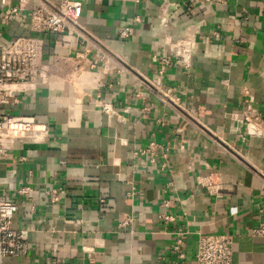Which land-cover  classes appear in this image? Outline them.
<instances>
[{
	"label": "crops",
	"instance_id": "0c3cea01",
	"mask_svg": "<svg viewBox=\"0 0 264 264\" xmlns=\"http://www.w3.org/2000/svg\"><path fill=\"white\" fill-rule=\"evenodd\" d=\"M76 1L80 27L111 62L77 58L75 37L34 35L42 82L0 103L47 129L43 143L16 142L0 161V199L16 203L13 226L28 244L6 264H174L178 238L179 264H195L200 234L229 235L231 264H264V239L250 234L264 220V0ZM28 35L0 8V41ZM161 53L177 59L163 75ZM246 115L258 118L251 133ZM151 142L154 155L141 153ZM25 184L34 212L16 193Z\"/></svg>",
	"mask_w": 264,
	"mask_h": 264
},
{
	"label": "built area",
	"instance_id": "2783aa9c",
	"mask_svg": "<svg viewBox=\"0 0 264 264\" xmlns=\"http://www.w3.org/2000/svg\"><path fill=\"white\" fill-rule=\"evenodd\" d=\"M228 0H183L187 6L203 4H225ZM0 8L4 20H17L27 24L31 35L13 38L9 43L0 41V103L12 101L18 103V95L34 90L43 75V43L42 39L35 37L36 34H53L75 37L78 40L82 52L77 58H83L84 54L93 53V60L103 66L111 62L107 52L93 40L91 35L80 27L78 20L81 13V4L76 0H0ZM129 29L124 28L119 33L121 38H127ZM183 44L179 49H183ZM182 47V48H180ZM186 52V48L183 53ZM178 57L181 54L177 53ZM177 60V59H176ZM171 54L161 53L158 58L157 74L163 75L169 66L176 63ZM175 62V63H174ZM94 67V64H91ZM160 100L169 104L175 100L171 91L162 92ZM250 110V106H247ZM105 114L111 111L106 104H102ZM244 117L247 133L253 132L258 118ZM47 129L39 124L34 118L18 117L8 113H0V161L6 153L14 148L16 142L24 147L39 145L45 141ZM157 149L155 142H151L143 154L153 156ZM23 160V158H22ZM210 179V178H209ZM208 191L216 193L219 184L208 180L205 184ZM30 185L25 184L17 189L18 196L25 197L30 202V210L34 212V204L30 198ZM44 194L49 197V202L58 200L60 190H45ZM17 212L16 203L0 199V264H6L7 259H19L26 256L28 244L26 232L15 229L13 226L14 216ZM164 220H170L162 216ZM129 220L125 219L122 226H127ZM251 236L264 239V220L259 221L250 231ZM182 241L176 239L173 250L176 253L179 264L184 259L181 251ZM87 251V250H86ZM195 264H231L232 239L226 234H200L197 238ZM56 264H64L62 262ZM93 264L89 259L87 263Z\"/></svg>",
	"mask_w": 264,
	"mask_h": 264
}]
</instances>
